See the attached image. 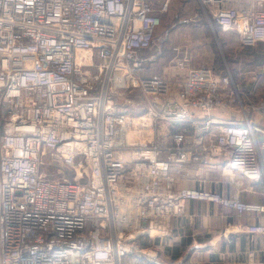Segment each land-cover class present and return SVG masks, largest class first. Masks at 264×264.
Here are the masks:
<instances>
[{"label":"built area","instance_id":"built-area-1","mask_svg":"<svg viewBox=\"0 0 264 264\" xmlns=\"http://www.w3.org/2000/svg\"><path fill=\"white\" fill-rule=\"evenodd\" d=\"M197 1L211 26L236 30L244 45L264 43V0ZM170 7L0 0V264H186L145 239L167 237L188 199L264 213L238 195L173 184L174 165L188 176L190 162L217 157L225 171L262 177L264 100L253 103L229 70L187 57L177 58L178 83L147 74L163 56L169 30L158 29ZM133 90L145 107L135 113L118 101ZM179 123L186 128L175 130ZM55 165L62 177L50 176ZM246 230L264 234V223ZM245 264H264V250L258 258L251 248Z\"/></svg>","mask_w":264,"mask_h":264},{"label":"crops","instance_id":"crops-1","mask_svg":"<svg viewBox=\"0 0 264 264\" xmlns=\"http://www.w3.org/2000/svg\"><path fill=\"white\" fill-rule=\"evenodd\" d=\"M238 4L243 5L245 1L242 0ZM218 27L223 33H230L229 30ZM230 31L237 33L233 29ZM239 42L241 43L240 39ZM161 57L148 66L147 74L159 75L160 72L155 71L154 68ZM206 65L217 71L229 70L225 64L224 67ZM245 91L253 103L264 100L263 97L254 98L252 90ZM120 104L124 105L123 101ZM250 116L257 121L262 120L257 112ZM242 117L240 114L237 116V118ZM186 126L179 123L173 128L181 129ZM260 149L264 166V143ZM188 166L190 168L188 176L179 172L175 165L172 167L171 176L175 187L200 185L206 189L220 191L226 196L238 195L241 200L264 204V173L259 179H253L237 171H225L221 157H217L209 165L193 161ZM255 221L264 223V213L255 211L239 215L233 207H226L210 200L192 198L186 201L183 214L170 219V234L167 237L155 240L145 239V244L153 245L167 261L183 260L186 264H245L251 248L256 249L258 258H262L263 255L264 234H250L246 230V226Z\"/></svg>","mask_w":264,"mask_h":264},{"label":"rangeland","instance_id":"rangeland-1","mask_svg":"<svg viewBox=\"0 0 264 264\" xmlns=\"http://www.w3.org/2000/svg\"><path fill=\"white\" fill-rule=\"evenodd\" d=\"M177 12L189 17L199 14L200 20L198 23H177L173 18ZM162 17L163 22L158 34L163 36L166 30L169 32L163 41L164 53L156 64L155 71L171 78L175 84L182 78L184 72L176 66L179 57H187L192 65L197 66L212 64L224 67L225 64L234 80L245 88L244 90L248 92L252 90L254 98H264V43L243 46L234 31L223 33L217 25L211 27L197 0H171V7L162 14ZM118 101L119 103L123 101V104L134 113L144 107V97L139 90L127 91ZM48 167L54 168V171L51 169L50 176L64 175L57 172L59 165L46 166L47 169ZM66 174L65 170V176Z\"/></svg>","mask_w":264,"mask_h":264},{"label":"trees","instance_id":"trees-1","mask_svg":"<svg viewBox=\"0 0 264 264\" xmlns=\"http://www.w3.org/2000/svg\"><path fill=\"white\" fill-rule=\"evenodd\" d=\"M175 129V128H174ZM181 129H183V128H181ZM181 129H175V130H181ZM67 176H69L70 178H72V176H73V173L72 172H70V171H68L67 172Z\"/></svg>","mask_w":264,"mask_h":264}]
</instances>
